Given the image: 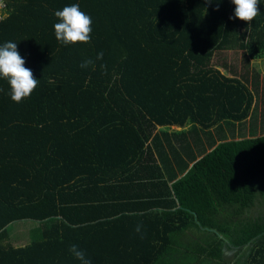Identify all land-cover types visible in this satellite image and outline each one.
Returning a JSON list of instances; mask_svg holds the SVG:
<instances>
[{"label": "trees", "instance_id": "obj_1", "mask_svg": "<svg viewBox=\"0 0 264 264\" xmlns=\"http://www.w3.org/2000/svg\"><path fill=\"white\" fill-rule=\"evenodd\" d=\"M6 2L0 46L17 43L39 82L17 104L0 79V264H81L73 244L91 264H264V132L238 137L257 121L260 72L213 63L264 57V0L250 24L231 0ZM74 3L89 44L55 38ZM188 124L183 156L168 128ZM24 221L38 226L15 247Z\"/></svg>", "mask_w": 264, "mask_h": 264}, {"label": "clouds", "instance_id": "obj_2", "mask_svg": "<svg viewBox=\"0 0 264 264\" xmlns=\"http://www.w3.org/2000/svg\"><path fill=\"white\" fill-rule=\"evenodd\" d=\"M217 4L220 0H206V3ZM235 5L234 16L230 19L239 20L250 24L259 15V0H231ZM59 19L54 24L55 38L63 45L89 44L91 42L92 18L80 9L79 4L65 6L54 13ZM103 58V52L97 54V59ZM93 63L85 61L81 67H87ZM0 79H4L10 86L11 100L17 104L29 98L38 87L39 80L33 75L31 69L25 67V60L17 50V43L8 41L0 46ZM142 225H137L136 231L141 230ZM69 251L81 264H91L85 253L73 244Z\"/></svg>", "mask_w": 264, "mask_h": 264}, {"label": "rangeland", "instance_id": "obj_3", "mask_svg": "<svg viewBox=\"0 0 264 264\" xmlns=\"http://www.w3.org/2000/svg\"><path fill=\"white\" fill-rule=\"evenodd\" d=\"M8 11L6 13V16H8ZM5 16V17H6ZM243 52H235V51H224V52H219L217 53V56L214 58L213 63L216 64L217 66H222L224 70V66H229L231 67H236L238 69V72H241L242 74H245L250 76V79L255 82L257 81L256 77V72H260V77L258 79L259 81V97L257 99V109L255 111L257 115V121H255V118L248 120L247 122L244 123V128H246V132H244L243 135H240L238 137L243 138V137H249L251 135V127L253 126L254 123L260 125V134L264 132V129L262 131V128H264V57L261 59H258L257 61H252L251 65H246V61L244 59ZM259 69V70H258ZM256 103V104H257ZM188 126V127H187ZM192 126L190 124L186 125L185 128H179V127H174L172 130H168L171 134L174 133V135H180L183 134L184 131H187L191 128ZM241 128V127H239ZM170 129V128H169ZM224 130H226L225 133H228L229 136L231 137L232 131L226 124H224ZM200 130H198V133ZM215 133V137L219 140L218 133H220L219 127H216L213 129ZM192 137V136H191ZM205 139V137H204ZM220 141V140H219ZM175 144L177 147L180 148L181 155H185V151L181 148L180 143H178L175 140ZM166 150L170 152V147L166 145ZM38 226V223L33 222V221H24V222H18L15 223L14 225L10 226V235H9V242L15 247H23L28 244H30V234L31 230L35 227ZM235 256L234 254L230 253L227 256V261H234Z\"/></svg>", "mask_w": 264, "mask_h": 264}, {"label": "built area", "instance_id": "obj_4", "mask_svg": "<svg viewBox=\"0 0 264 264\" xmlns=\"http://www.w3.org/2000/svg\"><path fill=\"white\" fill-rule=\"evenodd\" d=\"M8 7L6 0H0V23L5 19Z\"/></svg>", "mask_w": 264, "mask_h": 264}, {"label": "crops", "instance_id": "obj_5", "mask_svg": "<svg viewBox=\"0 0 264 264\" xmlns=\"http://www.w3.org/2000/svg\"><path fill=\"white\" fill-rule=\"evenodd\" d=\"M258 70H259V69H258ZM174 127H178V126H172L170 129H169V128H168V129H169V130H172V128H174ZM187 127H188V126H187ZM179 128H182V127H179ZM199 132H200L199 134L203 136V132H202V131H199ZM172 134H173V133H172ZM174 137H175V135L172 136V140L174 139ZM191 138H192V137H190L189 140H191ZM174 141H175V139H174ZM174 143H175V142H174ZM168 146H169V145H168ZM169 147H170V146H169ZM176 147H177V146H176ZM10 226H12V225H10ZM31 231H32V230H31ZM29 236H30V240H31V234H30ZM30 243H31V242H30ZM21 247H22V246H21Z\"/></svg>", "mask_w": 264, "mask_h": 264}]
</instances>
